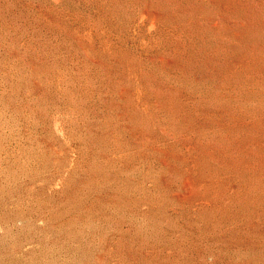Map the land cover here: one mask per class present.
Instances as JSON below:
<instances>
[{"label":"rangeland","instance_id":"374dc122","mask_svg":"<svg viewBox=\"0 0 264 264\" xmlns=\"http://www.w3.org/2000/svg\"><path fill=\"white\" fill-rule=\"evenodd\" d=\"M0 264H264V0H0Z\"/></svg>","mask_w":264,"mask_h":264}]
</instances>
